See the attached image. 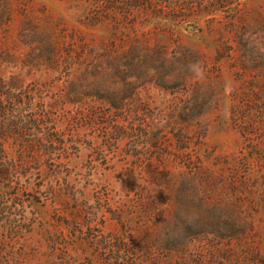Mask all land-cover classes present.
<instances>
[{
	"label": "rangeland",
	"instance_id": "rangeland-1",
	"mask_svg": "<svg viewBox=\"0 0 264 264\" xmlns=\"http://www.w3.org/2000/svg\"><path fill=\"white\" fill-rule=\"evenodd\" d=\"M0 264H264V0H0Z\"/></svg>",
	"mask_w": 264,
	"mask_h": 264
},
{
	"label": "trees",
	"instance_id": "trees-1",
	"mask_svg": "<svg viewBox=\"0 0 264 264\" xmlns=\"http://www.w3.org/2000/svg\"><path fill=\"white\" fill-rule=\"evenodd\" d=\"M9 175V168L8 166H1L0 165V177L5 178Z\"/></svg>",
	"mask_w": 264,
	"mask_h": 264
}]
</instances>
